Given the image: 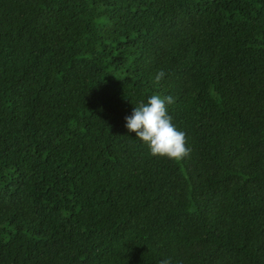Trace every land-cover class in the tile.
Listing matches in <instances>:
<instances>
[{"label": "trees", "instance_id": "16d2710c", "mask_svg": "<svg viewBox=\"0 0 264 264\" xmlns=\"http://www.w3.org/2000/svg\"><path fill=\"white\" fill-rule=\"evenodd\" d=\"M168 258L264 264V0H0V264Z\"/></svg>", "mask_w": 264, "mask_h": 264}, {"label": "clouds", "instance_id": "9594fccd", "mask_svg": "<svg viewBox=\"0 0 264 264\" xmlns=\"http://www.w3.org/2000/svg\"><path fill=\"white\" fill-rule=\"evenodd\" d=\"M164 76L163 70L158 71L155 82L161 81ZM171 103V96L161 98L152 95L146 104L134 107L132 115L125 117V127L148 145L150 155L179 162L188 156L191 150L185 147V133L177 130L167 113L166 104ZM160 264H170V258L161 260Z\"/></svg>", "mask_w": 264, "mask_h": 264}]
</instances>
